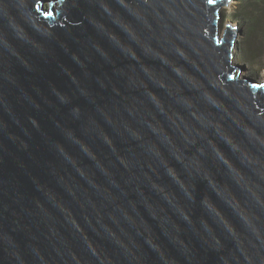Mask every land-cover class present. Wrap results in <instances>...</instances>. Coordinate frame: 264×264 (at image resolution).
<instances>
[{
  "label": "water",
  "instance_id": "95a60500",
  "mask_svg": "<svg viewBox=\"0 0 264 264\" xmlns=\"http://www.w3.org/2000/svg\"><path fill=\"white\" fill-rule=\"evenodd\" d=\"M227 1L0 0V264H264Z\"/></svg>",
  "mask_w": 264,
  "mask_h": 264
},
{
  "label": "trees",
  "instance_id": "16d2710c",
  "mask_svg": "<svg viewBox=\"0 0 264 264\" xmlns=\"http://www.w3.org/2000/svg\"><path fill=\"white\" fill-rule=\"evenodd\" d=\"M233 1V0H232ZM236 8L223 16L231 17L239 25L247 27L240 42L241 63L250 67L258 66L264 52V0H234Z\"/></svg>",
  "mask_w": 264,
  "mask_h": 264
},
{
  "label": "rangeland",
  "instance_id": "374dc122",
  "mask_svg": "<svg viewBox=\"0 0 264 264\" xmlns=\"http://www.w3.org/2000/svg\"><path fill=\"white\" fill-rule=\"evenodd\" d=\"M237 4L233 0H228L227 3L222 5L220 11H221V21H220V31L221 33L224 32L226 25L229 24L231 26H235L237 34L235 37V45H234V61L236 63L242 64L239 60L241 58V52H240V42L242 41V37L244 36L247 27H245L244 24L239 25L236 20H234L231 17H225L223 14H229L231 11H233L236 8ZM264 48V45L262 46ZM243 65L246 67L245 69V75L250 74V72L256 74V77L260 80H264V52L260 55V61L258 62V66L250 67L248 64L243 63Z\"/></svg>",
  "mask_w": 264,
  "mask_h": 264
},
{
  "label": "snow or ice",
  "instance_id": "6c2138e0",
  "mask_svg": "<svg viewBox=\"0 0 264 264\" xmlns=\"http://www.w3.org/2000/svg\"><path fill=\"white\" fill-rule=\"evenodd\" d=\"M209 3H213V0H208ZM258 87H264V85H257Z\"/></svg>",
  "mask_w": 264,
  "mask_h": 264
},
{
  "label": "bare ground",
  "instance_id": "6f19581e",
  "mask_svg": "<svg viewBox=\"0 0 264 264\" xmlns=\"http://www.w3.org/2000/svg\"><path fill=\"white\" fill-rule=\"evenodd\" d=\"M235 42V41H234Z\"/></svg>",
  "mask_w": 264,
  "mask_h": 264
}]
</instances>
